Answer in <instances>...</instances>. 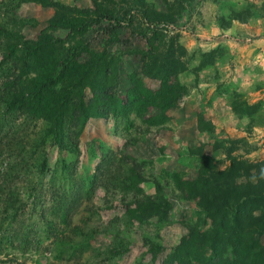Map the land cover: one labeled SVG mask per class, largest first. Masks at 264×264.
Here are the masks:
<instances>
[{
    "label": "rangeland",
    "instance_id": "374dc122",
    "mask_svg": "<svg viewBox=\"0 0 264 264\" xmlns=\"http://www.w3.org/2000/svg\"><path fill=\"white\" fill-rule=\"evenodd\" d=\"M53 1L129 7L130 25L105 35L102 23L81 37L106 56L92 88L113 85L105 103L114 106L132 77L156 92L142 61L167 54L174 104L121 118L93 110L86 87L91 116L74 122L73 100L56 128L50 95L38 105L17 97L56 71L47 50L28 70L19 48L6 55L16 41L67 31L46 29L53 9L37 0H0V264H258L245 251L264 246L263 186L248 180L264 167V0H143L151 22L134 0Z\"/></svg>",
    "mask_w": 264,
    "mask_h": 264
},
{
    "label": "trees",
    "instance_id": "16d2710c",
    "mask_svg": "<svg viewBox=\"0 0 264 264\" xmlns=\"http://www.w3.org/2000/svg\"><path fill=\"white\" fill-rule=\"evenodd\" d=\"M37 1L43 6L53 9L54 15L48 21L49 23L46 29L66 30V35L61 39H52L49 35L42 34L44 37L39 39L38 42L30 44L21 40L16 41V43L9 48L6 56L9 57L19 48V65L21 68L28 70L32 66L31 58L40 54L41 51L47 50V60L54 65L53 69L56 68V71L50 76L34 81L26 93L17 97L25 99L28 104L32 101L30 105H33L34 102L38 105L40 104L39 100H41L44 95H50L53 109L57 112L55 117L56 128L63 122L62 113L66 111L64 113L65 115L67 111L70 110V108H67L70 104L72 110L73 100L76 101L75 105H77L73 110V115L75 116L74 122L80 118L84 120L91 116L87 114L82 107V90L86 87L90 88L92 94H94L96 98L95 103L97 106H95L93 110L101 112L103 109L105 111L108 106L111 113H115L116 116L121 118L127 117L128 113L140 116L143 112V110L140 109L148 103L151 104V107L155 106L161 113L173 106L174 102L172 101L173 99H170L171 95L165 97L167 91L175 89V87L169 83V77L176 74L174 62L167 54L163 56L158 55L156 58L147 57L148 59L145 58L146 56H143L146 62L142 61L141 75L159 82V88L156 92L145 89L142 87L139 79L132 77L124 99L116 102V106H114V104L105 103V98L110 101V98H114L115 96V93L112 91L114 88L113 85L104 82L103 79H99L101 88L98 86L92 88V78L101 73L100 70L103 68V73L107 71V65L104 63V57L106 56L103 51L97 53L89 50V44L81 39V37H83L86 30L93 26H101L102 23H105V25L99 29L105 35H113L122 26L130 25L131 9L129 7L122 10L121 14L117 12L113 14L111 11L104 10L100 7H95L94 9H80L63 5L53 0ZM134 1L138 4H142V7L140 8L139 6L135 12L138 13V16H141L144 21L148 20L151 22V20L148 19L149 16L152 21L157 19L156 12L150 11L151 14L148 13L149 8H147L143 0ZM152 34L154 37H157L159 33L153 31ZM73 40H77V42L72 43ZM149 49L151 51L153 47ZM82 54L88 55V59L85 63L80 64L77 59ZM30 80H34V78ZM57 86L60 87L58 91L56 89ZM156 99L161 101L158 105H153L152 102ZM16 101L17 99L13 97L12 100H3V103L5 106H9L12 102L15 103ZM160 119H163V117ZM70 120H72V118H70ZM157 124H159V122H156L154 125ZM185 184L189 186V183ZM260 185L263 186L260 198H263L264 181L260 182ZM235 234L232 240V243H235L233 249L238 250L239 244L236 242H239L237 241L240 238L239 231H236ZM245 253L248 258L257 260L258 264H264V246L256 247V245L254 246L251 244L249 248L247 247Z\"/></svg>",
    "mask_w": 264,
    "mask_h": 264
},
{
    "label": "clouds",
    "instance_id": "9594fccd",
    "mask_svg": "<svg viewBox=\"0 0 264 264\" xmlns=\"http://www.w3.org/2000/svg\"><path fill=\"white\" fill-rule=\"evenodd\" d=\"M248 180L253 184H258L259 182L264 181V167L259 168V170L253 169Z\"/></svg>",
    "mask_w": 264,
    "mask_h": 264
}]
</instances>
